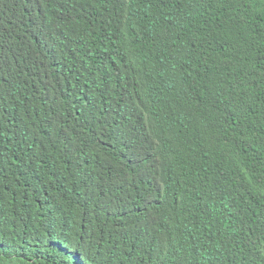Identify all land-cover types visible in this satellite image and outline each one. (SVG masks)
Wrapping results in <instances>:
<instances>
[{"label":"trees","instance_id":"16d2710c","mask_svg":"<svg viewBox=\"0 0 264 264\" xmlns=\"http://www.w3.org/2000/svg\"><path fill=\"white\" fill-rule=\"evenodd\" d=\"M0 264H264V0H0Z\"/></svg>","mask_w":264,"mask_h":264}]
</instances>
